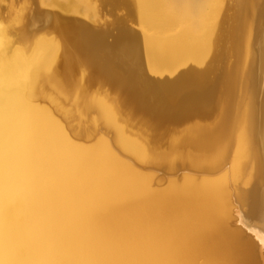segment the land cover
Here are the masks:
<instances>
[{"label":"bare ground","instance_id":"obj_1","mask_svg":"<svg viewBox=\"0 0 264 264\" xmlns=\"http://www.w3.org/2000/svg\"><path fill=\"white\" fill-rule=\"evenodd\" d=\"M128 1L153 71L94 0L0 8V264H264V3ZM238 28L214 113L206 63Z\"/></svg>","mask_w":264,"mask_h":264},{"label":"rangeland","instance_id":"obj_2","mask_svg":"<svg viewBox=\"0 0 264 264\" xmlns=\"http://www.w3.org/2000/svg\"><path fill=\"white\" fill-rule=\"evenodd\" d=\"M21 1L22 0H0V8H1V10L2 11H4V12H6L7 10H6V6H9V3L10 2H14V3H16L17 4V2L19 3H21ZM31 2H33V0H30ZM185 3V1L187 2L188 0H177V2L178 3H183V2ZM94 2H95V0H94ZM124 2H127V3H125L123 6V8H122V6L121 7H116V6H112V5H110V4H106L105 6H104V4H102L101 3V6H99L100 5V3L99 2H95V4L97 3L98 5L96 6V8H98V6H99V8L97 9V11H98V13H99V15H101V20L103 21V23H102V25H100L101 24V22H97V24H96V22L95 21H93L92 19H90V20H88L87 22H89L90 21V23H95V25H96V27H98V28H101L105 23L107 24L108 23V28L110 29L111 28V33L112 34H116V32H117V27L118 26H121V27H125L127 30H129L130 32H133L134 34H136L137 35V37H138V39H139V43H140V50H141V55L143 56L142 57V60H143V64L145 65V66H147V70H149V71H151L152 69H151V66L150 65H152V60L148 57V55H147V53H146V50H145V48H144V43H143V38H144V34H142L141 32L143 31V28H141V25L140 24H138V23H140L139 22V18H138V15H137V9H136V7L134 6V4L132 3V2H130V1H128V0H124ZM132 3V4H131ZM102 5L104 6V7H102ZM129 5H131V6H129ZM133 5V6H132ZM111 8H110V7ZM43 8H46V7H43ZM102 8H106L107 10H108V8H109V10L108 11H106V9H105V12L103 11V10H101ZM115 10H114V9ZM131 8V9H130ZM133 8V9H132ZM225 8V7H224ZM8 9V8H7ZM49 9V8H48ZM59 9V8H58ZM111 9H113V11L111 10ZM44 12H46L47 11V9H42ZM53 10V9H52ZM54 10H56V9H54ZM111 10V11H110ZM132 10V11H131ZM49 11V10H48ZM60 11H62L61 10V8L59 9V12ZM103 11V12H102ZM126 11L128 12V13H126ZM228 11V7H227V10L226 9H224V12H222L223 14H221L220 15V17H221V19L219 20V22L222 20V22L221 23H219L218 22V28L219 29H221V28H225L226 26H227V24H223V22L225 23V20H226V16H225V12H227ZM63 12V14H72L71 12H65V11H62ZM61 12V13H62ZM65 12V13H64ZM100 12H102V13H100ZM131 14H130V13ZM229 13H230V11H229ZM103 14V15H102ZM245 12L243 11V17H242V19H241V21H240V23H241V25H239V28H242L243 29V26H242V23H244L243 21H245L244 20V16H245ZM72 15H74V14H72ZM76 15V14H75ZM106 15V16H105ZM136 15V16H135ZM79 16H81V15H79ZM78 15H77V17H79ZM102 16H103V18H102ZM127 16H129L130 17V19H129V17L127 18ZM222 16H223V19H222ZM109 17V18H108ZM80 18H82V17H80ZM107 19V20H106ZM106 22H105V21ZM130 20V21H129ZM133 20V21H132ZM118 22V23H117ZM115 23V24H114ZM113 25H115V27H113ZM125 25V26H124ZM220 25H222V27L220 26ZM242 26V27H241ZM94 28V27H93ZM98 28H94V29H98ZM108 28H106V29H108ZM238 28V31H236V35H235V38H236V40H235V42H234V40L233 41H231V45H229V46H227L226 44H224V42L221 44V46L222 47H220V52H218L219 54H220V58L217 60V61H213V59H212V61H210L211 59H207V55H208V58L210 57V58H214V56H215V54H216V52H212V54H214V55H211V54H207L206 56H205V59L204 58H195V59H193V60H191V63H193V64H195L196 63V65H204V66H206V64H207V67L208 68H210V73H211V77H210V79H209V81H208V85H209V88H213L214 87V89H215V106H214V113H217V112H219V110H220V108H221V106H222V104L223 103H225V101H226V99H229V98H233V97H235L236 96V94L238 95V86H236V88H235V92L234 93H231L230 95H226V87H227V81L229 80V76H230V72H231V74H233L234 72H236V74H237V76L239 75V77H240V75H241V69H242V63H243V60H242V57H243V50H244V41L243 40H240V39H242L243 37V30H240ZM112 29L114 30V31H112ZM219 29H217L216 31H218ZM240 30V31H239ZM114 32V33H113ZM241 35H240V34ZM172 34H174V33H172ZM239 35V36H238ZM237 37H240V39L239 38H237ZM242 37V38H241ZM237 39H238V42L240 43V41H241V43L239 44L238 42H236L237 41ZM244 39V38H243ZM108 41H112V38H109V40ZM234 43V44H233ZM238 45V46H237ZM242 45V46H241ZM237 47V48H236ZM238 47H240V48H238ZM243 47V48H242ZM223 49V50H222ZM241 50V51H240ZM218 51V50H217ZM235 51V52H234ZM236 51H237V53H236ZM239 52V53H238ZM218 54V55H219ZM210 55V56H209ZM194 58V57H193ZM189 60V61H190ZM195 60V61H194ZM203 60H204V63H202L203 62ZM210 61V62H207L206 63V61ZM198 62V63H197ZM201 62V63H200ZM211 62H215V63H213V64H211ZM206 63V64H205ZM210 63V64H209ZM204 68V67H203ZM163 70H165L166 72L169 70H171L170 68H164ZM153 71V70H152ZM162 71V70H161ZM161 71H158V72H161ZM168 71V72H169ZM172 72V71H171ZM240 84V86H241V88H242V84H243V82H242V84L241 83H239V82H237V85H239ZM159 89H160V92H161V94L164 96L166 93H164V91L160 88V86H159ZM183 92H184V94H183ZM188 92H193V93H195V91L194 90H190V89H184V91H181V92H179L178 93V96H177V98H179L180 96H185ZM181 93V94H180ZM233 94V95H232ZM129 95V97H132V94H130L129 92H128V94H127V96ZM166 96V95H165ZM229 97V98H228ZM181 98V97H180ZM172 102H170V103H167L168 104V106L170 107V108H176L175 106H176V104H171ZM143 107V106H142ZM142 110H144V112H148V111H146L147 109L144 107V108H142ZM142 112V111H141ZM165 114L167 115V116H165ZM168 114H171V117H170V115H168ZM160 113L159 115H158V117L159 118H166V120L164 121V119H162L164 122H168V124L169 125H175L174 123L176 122V117L175 116H173L172 115V113ZM148 115H149V112H148ZM151 115V116H150ZM148 117L152 120V121H154V119H155V121H161L157 116L155 117L154 116V114H150ZM156 115V114H155ZM161 115L163 116V117H161ZM152 117H154V118H152ZM169 117V118H168ZM158 118V119H157ZM168 118V119H167ZM172 118V119H171ZM157 119V120H156ZM170 119H171V122H170ZM173 121V122H172ZM74 124H78V122H75ZM87 125H85V126H89L90 125V123H86ZM135 165H137V163L135 164ZM138 166V165H137ZM139 168H141L140 166H138Z\"/></svg>","mask_w":264,"mask_h":264},{"label":"snow or ice","instance_id":"obj_3","mask_svg":"<svg viewBox=\"0 0 264 264\" xmlns=\"http://www.w3.org/2000/svg\"><path fill=\"white\" fill-rule=\"evenodd\" d=\"M262 3H264V0H262ZM161 39H164V37H161ZM221 120H222V113H218L217 116H216L213 120L209 121V123H210L214 128H216V127L219 126ZM212 151L215 152V146H214V145H213V147H212Z\"/></svg>","mask_w":264,"mask_h":264}]
</instances>
